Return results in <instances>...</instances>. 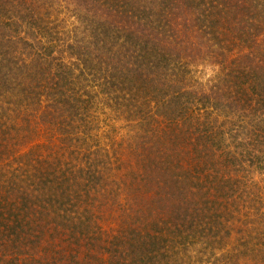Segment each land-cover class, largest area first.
Masks as SVG:
<instances>
[{
	"label": "trees",
	"instance_id": "obj_1",
	"mask_svg": "<svg viewBox=\"0 0 264 264\" xmlns=\"http://www.w3.org/2000/svg\"><path fill=\"white\" fill-rule=\"evenodd\" d=\"M192 252L264 264V0H0V264Z\"/></svg>",
	"mask_w": 264,
	"mask_h": 264
},
{
	"label": "rangeland",
	"instance_id": "obj_2",
	"mask_svg": "<svg viewBox=\"0 0 264 264\" xmlns=\"http://www.w3.org/2000/svg\"><path fill=\"white\" fill-rule=\"evenodd\" d=\"M195 41H197V39H195ZM204 72H206V75L210 74V72L208 71V69L205 67L204 68ZM61 210H63V208H61ZM54 212V211H53ZM54 218V223H58V221L60 222L61 218L64 219L66 218L65 215H63V213L61 211H56V214L53 213ZM61 217L60 219H57V217ZM50 218H53L52 216H48V217H44L43 219H45V222H49L48 224V228L50 230ZM32 220H34V218H31ZM106 219V218H105ZM111 221L109 220H103L101 222V225L103 226L104 229H109L112 224L110 223ZM50 237V231L47 233H44L43 239L36 245V247H38V249H41L45 246L46 241L48 240V238ZM223 253V254H222ZM213 252V254H209L206 253L201 256L199 255V252H192L189 254L190 260H191V264H228L227 263V258H228V254H225L224 252ZM225 254V257H224ZM227 259V260H226Z\"/></svg>",
	"mask_w": 264,
	"mask_h": 264
}]
</instances>
